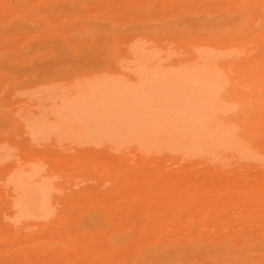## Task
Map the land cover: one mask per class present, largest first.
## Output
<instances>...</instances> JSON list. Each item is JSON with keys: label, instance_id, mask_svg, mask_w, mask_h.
Wrapping results in <instances>:
<instances>
[{"label": "rangeland", "instance_id": "rangeland-1", "mask_svg": "<svg viewBox=\"0 0 264 264\" xmlns=\"http://www.w3.org/2000/svg\"><path fill=\"white\" fill-rule=\"evenodd\" d=\"M234 1L237 2L238 0H0V140L6 141L2 142L6 143V149L12 154L10 156L11 160L21 159V161H23V158L31 154L33 157L39 158L42 166H44L45 169L48 168L53 173L51 174L55 175L54 181L56 184L59 183V186L57 185V189L60 190V192L58 191L59 193L56 192V194H59L60 200H55L58 204H56L57 206L55 205L56 212L53 215V219L50 224L47 225V227L31 226L27 228L28 230L26 228L24 229L26 232H22L24 230H20L19 228H13V230L5 225L6 222L9 223V220L5 218L3 213L2 216V207L0 204V264H125L126 262L122 253L125 244L124 241H126L128 235L132 234V232L134 236L138 237L137 235L139 234H137V232L143 224H149L154 227L153 224L156 223V227L154 228L164 226V229L169 231L170 225L172 227L174 225L175 227L177 226L173 229L170 227L173 232H168L166 230L167 233L165 234H168L169 238L173 240L176 238L178 241L180 240V243L176 247L174 246L175 248L172 247L171 250H178L177 252L182 253V256L186 258V263L188 264H216L213 261V257H211L214 254L212 249L205 244H196L197 239L201 241L203 239L205 240V238L208 240L209 238L219 239L220 237L222 239L231 240L234 237L232 240H238L241 237L240 239L243 240H246V238L247 240L251 239L254 241L264 240V217L248 218L246 214H243V212H245V207L241 206L242 204L239 201V197H237L236 194L235 196L230 195L231 191H229L231 189H238V187L240 188L243 185L246 186L244 182H246L247 177L249 179L246 184L257 178L262 171L256 166H251L250 168V165H244L243 163H237L236 161L235 163H237V165H235L233 161L235 160L234 158H222L224 154H215V151L222 150L221 147L219 149L216 148L217 150L215 149L214 153L210 154H212L214 158H221L218 159V161H215L219 164L221 163L222 173L217 170L214 172V170L205 167L204 164H195L197 166L192 165L194 169L191 166H183L184 169H188L186 172L182 169L183 164L181 165L163 157L156 159H139L134 154L128 152L125 153L123 157L120 155L117 157V154H115L117 152L113 150H110L112 153L108 154L109 151L104 152V150L99 152H90L81 149H69L63 146L55 147L53 145H38L37 147L30 141L26 142L29 144V146H26L24 143L25 141H22L24 140L22 139V136L24 135H20L21 133L16 131L15 128L20 115L29 112L32 107V109H35V103L42 100L37 99L35 100V103H31L32 106H30L31 98L33 97L31 94L38 88L41 89L44 87H40V85L43 84L42 81L44 79H48V85H54L58 89H62L65 88L72 77L77 74L87 71L90 68H101L106 67L107 65L111 66L113 63L116 64V61L121 58L120 55H122V53L126 50V47H128V40L136 34L142 33L141 36H145L148 40L151 39V36L153 39V36L156 35L154 40L157 41V50L159 52L163 51V53L166 54V49H168L166 46L169 45L170 51L168 50V52L171 54H168V57L170 55L177 57L179 53L177 55L176 52H180V56L186 54L182 51L186 49L185 51L187 52V50L192 46L191 44L194 42L190 44L189 42L191 40L194 41V39L197 40L202 37L207 38L209 36H212L210 37L212 40V38L215 37L214 35H218V37H220L219 33L224 34L226 32L225 34H228L232 33V31H238L239 28H241V32H247L252 29V35L255 33L254 39L257 37L255 40L262 43V46L260 47L264 50V33H262V30H264V16L262 15L264 13H261L262 15L260 14V12L264 9V0H249V2L247 0H239L241 4H243L242 6H240L241 4L239 1L236 4ZM252 1H256L254 2L255 4L251 3ZM257 1L260 7L258 5L256 6ZM238 4L239 8L236 7ZM249 7H253V11L252 8ZM244 9L246 10L245 13L242 11ZM235 11L238 12L235 13ZM239 13H241L240 15L243 17H240ZM236 15H238L237 17L239 20H236L235 22L234 19H237ZM232 18L233 20H231ZM243 19L249 20L250 22L249 25L245 26L246 28H242L243 24L241 25V20ZM257 21L259 22L258 27L260 30L259 28L258 30L256 28ZM98 22L100 25H98ZM228 22H230L231 25L227 24ZM206 25L207 27L210 25V27L207 28L209 30L207 31L208 34L205 32ZM232 26L234 29L231 28ZM215 27L218 28L216 29ZM249 28L251 29L248 30ZM158 31L161 33H158ZM155 32L157 34H155ZM261 34L262 40L260 37ZM173 36L174 38H172ZM145 37L139 38L144 40L143 38ZM170 38L174 41H170ZM175 39L178 40L175 42ZM213 40H215V38H213ZM242 42H246L245 39ZM260 47H256L257 49L254 48L248 55V60L251 61V59H253L257 63L260 62L255 64L257 65L255 68H258L259 70L263 68L262 62L264 63V51H262ZM245 49H240V47L235 48V52L237 50V52L234 53L235 56L241 55V57H244L246 55ZM239 50H241V52H239ZM259 50H261V52ZM238 52L239 54L237 55ZM163 53L160 52V56H164ZM259 57L263 60L262 62ZM238 58H240V56ZM243 61L238 65H240V68L248 69V62L246 63L245 61V64ZM237 68V70L243 71V69H240L239 66ZM241 71H239V73ZM243 72L245 73V71ZM243 72L241 73L243 74ZM226 78L228 77L226 76ZM243 78H241L240 81H242ZM263 80L264 78L261 79L260 82L256 81L258 83V90H262L260 85L263 84ZM239 82L237 83L239 86L237 88L241 91L236 88L234 89L238 90L242 94L240 95L238 91H235V93H239L240 97H244L249 101H252V99L254 100L255 97L250 98L249 96H255L253 90H257V86H255L257 83H254L255 89L252 90L253 92L250 91L254 88V86L251 88V86L248 85L247 89H251L248 93H246L248 90L243 89L242 91L241 88L247 84L242 85V82L241 84H239ZM243 83H248V81H243ZM249 93L253 94L250 95ZM34 99H32V101H34ZM260 99H263L262 96ZM23 100H25V102H23ZM235 101L237 102V100ZM27 102L29 103V106H26ZM237 103V108L240 110L241 105L239 102ZM233 105L236 106L237 104L233 103ZM235 110L236 107L233 110V112L236 113ZM262 114L259 115L255 121H253L255 123L256 121L259 122L256 125L258 126V130L260 129V126L261 129L260 132L257 130V133H261V136L259 134H255L256 131L254 130L257 129L255 128V123H250L247 117H243L246 120L244 119L242 122L248 121L247 124H250V127L247 126L248 128H245V126H242L241 131L244 128L245 130L249 129L252 132L254 131L253 137L255 136L257 140H254L256 143L252 140L253 144H250L251 146L247 143L245 146H241L239 151H242V155L247 154L255 157V159L256 157L259 159L262 157L264 158V133H262L264 132V128H262L264 127V111ZM260 116L263 119L260 118ZM20 121H22L21 118ZM242 122L239 124H244ZM252 123L253 127L251 126ZM236 128H238L237 130L241 132L239 130L240 128L238 127V123ZM251 128L255 129L252 130ZM252 141L250 142L248 140L250 143H252ZM258 141L261 142L259 143ZM0 144L2 143L0 142ZM113 153L116 157L115 155L113 156ZM238 164L241 165L239 168ZM164 170H166V173H163ZM182 170L184 172H182ZM164 174H167V177ZM184 174L189 178L185 179L186 176ZM144 175H146V178H143ZM159 176H164L166 179L164 177L159 178ZM177 176L180 178L175 179L174 177ZM253 176H255V178H252ZM190 177L193 179L191 178V180ZM212 177L216 179L214 180ZM241 181L244 182L241 184ZM208 185L210 186L208 187ZM211 187H213V191ZM150 188L153 189V193L150 194V196L148 195L146 197L142 195L143 197H140L143 189L151 190ZM174 188L182 191L184 189H190L191 191H195L197 188L201 189L198 191L200 192L198 195L201 197L197 195V198L199 199L196 197L194 198L195 200H199L200 204H202L201 209H198V211L196 209L197 212L195 209H191V214H181L180 216V213H178L179 209L173 204V201L169 200L171 201L170 205L169 201L165 202L167 198L164 199L163 197L162 199L165 200V204L164 202L159 204L157 198H155V196H157L156 193L159 191L161 192L164 189L168 192ZM216 188L218 189L216 190ZM216 191L221 193L218 194ZM211 192L217 193L214 194V198L213 193ZM222 192L225 194L227 193V196L229 194L231 198L229 199V196L226 197V195L223 196L224 193ZM207 193L208 195H206ZM202 195L204 197H202ZM216 195L223 196L222 198L225 200H222L221 197H217ZM152 197L153 199L155 198L154 200L152 199L154 202L150 200ZM138 199L141 200V202ZM231 200H233L232 203ZM224 201L226 202L224 203ZM227 201L229 203H227ZM183 202H185L184 199L180 200V203L184 204L183 206H188V203ZM202 202L205 205L209 204L207 206L210 207H205ZM157 203L160 207H156ZM168 205L173 206L174 208L169 207ZM222 205L227 209L226 211L224 209L223 212L225 217L222 213H218V215L217 213L215 214L216 209L218 210V208H223ZM155 207L157 209L156 211ZM204 207L206 210H204ZM143 208L145 209V212L143 211ZM172 208L174 210H172ZM160 210H163L164 212H161ZM175 212L179 215L177 216ZM194 212H196V215H194ZM212 212L214 213L213 215ZM172 214L173 217L171 216ZM228 214H230V217ZM155 216H160V220H162L160 224L156 222L158 217L156 219ZM168 216L169 218H167ZM194 217L198 219L197 222L199 221V224L196 222ZM202 217H206V222H204L205 220ZM3 218L5 223L4 220L1 221ZM162 218L165 220L163 221ZM218 218H220V220H218ZM182 219L185 221L187 219L186 222H182L184 227L180 224V222L183 221ZM178 220L181 221L179 222ZM242 220L244 221V224H242ZM248 221L250 222L249 225ZM134 223L136 225H134ZM202 223L205 224V226L202 225ZM213 223H215V225ZM166 224L168 228L166 227ZM196 226L198 227L196 228ZM220 226H222V228H220ZM238 226L239 228H237ZM112 227L114 230H111ZM131 227L133 228L131 229ZM137 227L139 228L137 229ZM203 227L204 229L205 227H208L209 231L206 233ZM231 227L233 230L236 227L234 232L236 231L237 233H233V230L229 229ZM198 228H201V230ZM212 228L213 232L210 231ZM196 229L199 230L197 233ZM208 229L206 228V230ZM214 229H216L215 231L219 233L215 232ZM17 230H20V232H17ZM238 230H240V232ZM109 232H111V234H109ZM144 232L146 234L145 237H149L150 239H156V235H158L155 233L158 232V230L153 231L154 234L152 235H150V233L148 235L147 231ZM256 232L258 234L262 232V235H257ZM212 233L216 234L213 235ZM75 234L79 236L78 239ZM173 234L176 235V237ZM218 234L220 236H218ZM237 234H240L241 236L239 235V237ZM210 235H213V238ZM256 235L258 237H256ZM252 236L253 238H250ZM82 237H85L84 239L87 238V242L84 239H81ZM157 238L165 239L168 238V236L165 237L164 235L163 237V235H159ZM80 239L81 242H79ZM83 240L85 242H83ZM109 241L112 245L110 247ZM118 244L119 247H117ZM94 251H96V254ZM108 253L113 255L111 256L113 261L112 258H107V256H110ZM116 254L119 256L121 255L123 258L117 255L120 258L119 260ZM101 257L105 258L100 259ZM98 261L101 263H98Z\"/></svg>", "mask_w": 264, "mask_h": 264}, {"label": "bare ground", "instance_id": "bare-ground-1", "mask_svg": "<svg viewBox=\"0 0 264 264\" xmlns=\"http://www.w3.org/2000/svg\"><path fill=\"white\" fill-rule=\"evenodd\" d=\"M247 1L249 2V0ZM237 2H235V4ZM254 2L256 1H252L251 3H254ZM242 5L243 4H241L240 6ZM257 5H258V1H257L256 6ZM236 7L239 8V4L238 6L236 5ZM249 8H252V11H253V7H249ZM242 11L245 13L246 10L244 9ZM263 11L264 9L260 12V14L264 13ZM236 12L238 11H235V13ZM240 14L241 13H239V15ZM237 16L238 15H236V17ZM241 16L242 15H240V17ZM262 16H264V14ZM231 20H233V18ZM234 20L236 22V20H239V19L237 17V19L235 18ZM258 21L256 25L257 30L259 28ZM227 24H230V22H228ZM249 24H250L249 20H245V19L241 20V25L243 26L242 28H246L245 26ZM98 25H100L99 22H98ZM207 25L205 29L206 33L207 31H209L207 28L210 27V25L209 27H207ZM214 26H217V25H214ZM231 28H233V26ZM250 29L251 28H249L248 30ZM240 30L241 28H239V30L236 32L232 31V33H228V34H225L226 32L224 34H220L218 32L220 37H218V35L217 36L214 35L215 37L213 38H215V40H213V38L212 40L210 39V37L212 36H209L207 38L202 37L201 39H197V40L194 39V41L191 40L189 42L190 44L194 42L193 44H191L192 46L190 45L191 47L187 50V52L185 51L186 49L182 51L184 52V54L186 53L185 55L180 56L181 53L176 52V54L178 55L179 53V55L178 56L176 55L177 57L170 55L171 58L170 56L168 57V54H171L168 52L169 45L166 46L168 48L166 49L167 55L164 54L163 51H160L166 57L162 55L160 56V52L157 50L158 47H156L157 41L154 40L156 35L153 36V39L151 36V39L148 40L146 39L145 36H141L142 33L136 34L135 36L132 34L133 36L127 42L128 47H126V50L124 49L125 51L124 53H122L123 56L120 55L121 58L116 61V64L113 63L114 65L111 64V66L107 65L106 67H101V68H96V67L90 68L87 71L77 74L73 76L72 79L68 82V85L62 89H58L54 85H48L47 84L49 83L48 79H44L42 81L43 84L42 83H41L42 85L39 84L40 87L42 86L44 87L41 89L38 88L36 91H33V93L31 94V96L33 97L31 98L30 106H32L31 103L34 104L35 100L37 99H42L40 100L41 102L36 101L37 103H35V109H32L33 107L32 108L30 107L31 109L29 112H27L26 114H21L20 117L18 116L19 120H17V123H16V127H15L16 131L21 133L20 135L22 134L24 135L22 136V139H24L22 141L23 142L25 141L24 143L26 144V146L27 145L29 146V144H27L26 142L30 141V142H33V144L36 145L37 147L38 145H53L55 147L63 146L69 149L71 148L81 149V150H86L90 152H97V151L99 152L101 150H104V152L109 151L108 154L112 153L110 150H113L117 152V153L114 152L115 154H117V157L118 155L123 157L125 153L127 152L134 154L139 159L140 158L141 159H150V158L156 159V158L163 157L167 160L175 161L176 163H179L181 165L183 164L182 169L185 171L188 169L186 168L184 169L183 166H191L193 168L192 165L197 166L198 164H204L205 167H207L208 169L214 170V172L215 170L221 171V165H220L221 163L220 164L217 163L218 159H221V158H218V159L214 158L213 155L210 154V153H214V150L216 148L219 149L221 147L222 150L215 151V154L217 153H219V155L224 154L225 157L223 155L222 158H227V157H230L232 159L234 158L235 160L233 161L235 165H237V163H243L244 165H250V168L251 166L252 167L256 166L262 171L261 174L259 171L260 175L257 178L253 176L252 178H255V179H253L251 182L249 181L248 184H246L247 180L249 179L248 177L246 179V182L241 181V184L242 182H244L246 186L243 185L240 188L238 187V189L230 188L231 190L229 191H231L230 195L235 196L236 194V196L239 197L240 200L239 199L238 200L242 204L241 206L245 207L244 209L245 212H243V214H246L248 218L249 217H252V218L264 217V158L262 157L261 159H259L258 157H256L255 159V157H252L247 154L242 155L241 154L242 151L241 152L239 151V149H241L240 148L241 146H245L246 143L248 145L253 144V141L257 140L255 136L253 137L254 131H256L255 134H259L261 136V133H257L258 126L256 124L259 122L256 121L255 123L253 121H255L259 117V115H261L264 111V91H262L264 90L263 89L264 80L262 81L263 86L260 85L262 82L259 84L261 86L260 88H262V90L260 89L261 91L258 90L259 89L257 86L258 83L256 82V81L260 82L261 79L264 78V69H263L264 63L262 62L264 59L261 60V58L259 57L260 61L263 64L262 65L263 68L261 67L263 70L262 69L259 70L258 68H255L257 67V65H255L257 62L251 59L252 57L250 58L251 61L248 60L249 58L248 55H249V52L252 51L254 48L257 49L256 47L262 46V43L260 41L255 40L257 39V37L254 39L255 33H253L254 35H252L251 33L252 29L247 32H241ZM262 31H263L262 33H264V30ZM156 32L155 34H157ZM159 32L160 31H158V33ZM139 37H145L143 39L144 40L146 39L147 41L146 40L144 41L140 39ZM260 37L262 40V34ZM172 38H174V36ZM175 38H178V37H175ZM244 39L246 42H242L244 41ZM172 40L170 38V41ZM177 40L175 39V42ZM237 47H240V49L246 48L245 49L246 55L244 57H241V55H239L240 58H238L239 56H235L234 53H236L237 50L235 52L234 49ZM260 49L264 51L263 48L260 47ZM261 50L259 51L261 52ZM239 52H241V50H239ZM239 52L237 53V55L239 54ZM257 55L260 56L259 54ZM241 60L242 61L244 60L243 63H245V61L246 63L248 62L247 63L248 69L240 68V65L238 64L242 62ZM237 65L239 66L240 69H243L245 73L241 70H237L238 69ZM239 71L243 72V74L241 72L239 73ZM226 76L228 78H226ZM241 78H243L244 80L242 79V81H240ZM243 81H248V83H243ZM238 82L239 84H241L242 82V85L247 84L246 86H243L244 88L243 87L241 88L242 91L243 89L248 90L246 91V93H248L249 90L254 86V83L255 84L257 83L255 85L257 86L256 88L257 90L256 91L253 90L255 89V86H254V88H252L250 91V92L254 91L255 96L252 95L253 93L251 94L249 93L250 95H252V96H249L250 98L255 97L254 100L252 99V101H249L248 99L239 96V93H240L239 91L241 90L237 88L239 87L237 84ZM248 85L251 86L250 89L249 88L247 89ZM234 88L238 89L239 91ZM235 91L236 92L238 91L239 93L236 94ZM241 94L242 93H240V95ZM261 96L263 99H260ZM32 99H34V101H32ZM235 100H237V102L240 103L241 105L240 110L237 108L238 103ZM23 102H25V100H23ZM233 103L237 105L234 106ZM26 106H29L28 102ZM235 107H236V110H235L236 113L233 112ZM243 117H247L250 123L251 122L255 123L256 125L255 128L257 129L254 130L253 132L249 129L245 130V128L250 127L249 126L250 124H247L248 121L242 122L245 119ZM20 118L22 121H20ZM260 118L262 117L260 116ZM241 122L244 124L240 125L239 123ZM237 123H238V127L240 128L239 129L240 131L242 129V126L243 127L245 126V128L241 132H239L237 130L238 128H236ZM253 123L251 124V126L253 125ZM255 128H251V129L253 130ZM260 129H261V126H260ZM260 129L258 130L259 132H260ZM248 140L250 142L252 140L253 141L252 143H250L248 142ZM2 141L6 142L4 140ZM2 141L0 140V142L2 143L0 144V198H1L0 204L2 207L1 214L2 213L4 214L5 218L9 220V223L7 222L5 223L4 218L1 219V221L4 220L5 225L10 229L19 228L20 230L22 229L24 230L25 228L27 229L28 227H31V226L32 227L33 226H37V227L46 226L47 227V225H49L50 222L52 221L53 215L56 212L55 207L57 206L56 204H58V202H56L57 201L56 199L60 198L58 194L60 190L57 189V185L59 186V183L56 184L54 181L55 175H52L53 173L48 168L45 169L44 166H42L40 159L33 157L32 154L23 158V161H21V159L11 160L10 156L12 154L10 153L9 150L6 149L7 148L6 143H3ZM254 142L256 143V141ZM114 153H113V156L115 155ZM235 161L237 163H235ZM239 166L241 165L238 164V168ZM183 170L182 172H184ZM165 171L166 170H164L163 173ZM254 174L256 175L255 172ZM165 176L167 177V174ZM179 176L174 177V178L179 179L181 177ZM160 177L162 178L164 176H159V178ZM143 178H146V175H144ZM188 178L189 177L186 176L185 179H188ZM191 178L192 177H190V179ZM212 179L214 178L212 177ZM164 181H167V180H164ZM222 184H223V181H222ZM75 185H78V184H75ZM209 186L210 185H208V187ZM213 187H216V186H213ZM213 187H211L212 191H213ZM217 189L218 188H216V190ZM152 190L153 189L151 190L143 189L141 191L140 197L142 195L146 197L148 195L150 196V194L153 193ZM199 190L201 189L197 188L195 191H191L190 189H184L182 191V190H178L174 188L171 191L167 192L164 189L161 192L160 191L157 192L156 193L157 196H155V198H157V201L159 202V204L165 201L162 199L163 197L164 199L167 198L165 202L169 200L173 201V204L178 207L179 209L178 213H180V216H181V214H187V213L192 212L191 209H195V211L196 209L197 211L198 209L199 210L201 209L202 204H200V201L197 200L199 199L197 198L198 196L201 197L200 195H198L200 194V192H198ZM56 192L58 193L56 194ZM211 193H213V198H214V194H217L218 192L217 193L211 192ZM203 195L202 197H204ZM206 195H208V193ZM225 195L226 197L229 196V199L231 198L229 194L227 196V193L226 194L224 193L223 196ZM216 196L218 197L219 195H216ZM223 196H219V197L222 198ZM195 197L197 198L196 200L194 199ZM152 199L153 197L150 198V200L154 202L153 201L154 199L153 200ZM183 199L186 203H188V206H183L184 204H181L182 202L180 203V200H183ZM222 200H225V199L222 198ZM139 201L141 202V200ZM171 201H169V204L171 203ZM232 201L233 200H231V203ZM225 202L226 201H224V203ZM227 203L229 202L227 201ZM159 204L157 203V206L156 205L155 206L158 207ZM207 205L209 204H206L205 207ZM223 205H222L223 208H218V210L216 209L215 214L216 213L217 215L218 213L223 214L224 209L225 211L227 210L226 208H224L225 205L224 206ZM156 207H155V211L157 210ZM169 207H173V206H169ZM205 207H204V210H206ZM208 207L210 206H207V208ZM173 208L172 210H174ZM143 211L145 212V209ZM196 212H194V215H196L195 214ZM178 213L175 212L177 216L179 215ZM166 214L169 215L168 213ZM213 214L214 213L212 212V215ZM228 215L230 217V214ZM171 216L173 217V214ZM155 217L157 219L158 216H155ZM195 217L194 219L197 222L198 219H196ZM167 218H169V216ZM202 218H204L205 220L206 217H202ZM162 219L163 221L165 220L164 218ZM157 220L156 222H158L159 224L162 222V220H160V216L158 217ZM182 220L183 221L180 220L181 222L178 220L180 224H182V222L185 221L184 219ZM218 220H220V218H218ZM249 221H248V225L250 223ZM204 222H206V220ZM197 223L199 224V221ZM155 224H153L154 227H156ZM213 224L215 225V223ZM242 224H244V221ZM134 225L136 224L134 223ZM144 225L145 224H143L142 226L144 228L137 227V229L138 228L140 229L139 231L137 230L139 232V233L137 232V234H139L137 235L138 237L134 236L132 232V234L128 235L126 241H124L125 244H124V249L122 253L124 255L123 256L124 260L126 262L125 264H188L186 263L187 262L186 258L182 256V253L177 252L178 250L177 251L171 250L172 247L174 246L176 247L180 243L179 242L180 240L178 241L177 238L174 240L169 238V235L165 234L167 233L166 232L167 229L165 230L164 229L165 227L163 225H162L163 227H158V228H154L152 227V225L150 226L149 224H146L145 226ZM183 225L184 224H182V226ZM202 225L205 226V224L203 223ZM166 227L168 228L167 224H166ZM170 227L173 229V228H176L177 226L175 227L174 225L172 227L170 225ZM170 227H169L170 231L173 232ZM197 227L198 226H196V228ZM208 227H205V229L203 227L206 233L207 231H209ZM250 227H251V224H250ZM132 228L133 227H131V229ZM186 228H185V231H186ZM206 228L208 230H206ZM220 228H222V226H220ZM237 228H239V226ZM112 229L113 227L111 228V230ZM198 229L201 230V228H198ZM198 229H196L197 230L196 233L199 231ZM229 229L233 230L232 227ZM20 230L19 231L17 230V232H20ZM156 230H158V232H155L156 234H158L156 235L157 237L159 235L160 236L163 235L164 237L165 235V237L168 236V238L160 239L156 237V239L154 238L150 239L149 237L148 238L145 237L146 234L144 231H147L148 233L147 232L146 233L148 235L149 233L150 235H152L154 234L153 231H156ZM212 230L213 228L210 231L213 232ZM215 230L216 229H214V231ZM234 230H233V233H237L236 231L234 232ZM167 231L170 232L169 230ZM238 231L240 232V230ZM17 232H16V236H17ZM22 232H26V231L24 230ZM111 232H109V234H111ZM228 232H232V231H228ZM177 234L179 235L178 232ZM215 234L216 233H214L213 235ZM213 235L212 236L210 235V236L213 238ZM237 235L239 236L240 234H237ZM257 235H262V232L260 234L257 233ZM257 235L256 237H258ZM77 236L78 235H76V238L78 239L79 236L78 237ZM174 236L176 237V235ZM218 236L220 235L218 234ZM84 238L82 237L81 239H84ZM240 238L238 240H232V239L226 240L220 237L219 239L209 238L210 240L209 239L207 240L205 238V240L203 239L201 241L197 239L198 241L196 240L197 242L196 244L198 245L205 244L208 247H210L212 251L214 252L213 256L211 257H213V261L216 264H264V240L254 241L251 239L247 240V238L246 240H243ZM250 238H253V236ZM81 239L79 242H81ZM86 239L84 240L86 241ZM84 240L83 242H85ZM110 243L111 242L109 241V247L112 246ZM78 244H81V243H78ZM117 247H119V244ZM94 253L96 254V251H94ZM118 254H116V256ZM109 255L110 256H107V258L109 259L112 258L111 256L113 255L111 254ZM118 256L117 258L121 257V255L119 257ZM105 257L103 258L101 257L100 259H104ZM112 261H113V258H112ZM98 263H101V262L98 261Z\"/></svg>", "mask_w": 264, "mask_h": 264}]
</instances>
